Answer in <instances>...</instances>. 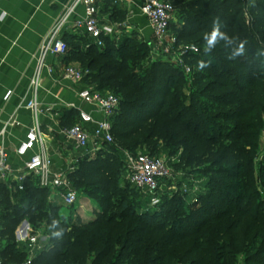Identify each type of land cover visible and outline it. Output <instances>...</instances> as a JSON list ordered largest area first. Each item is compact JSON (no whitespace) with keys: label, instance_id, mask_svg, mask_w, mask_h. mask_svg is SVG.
<instances>
[{"label":"trees","instance_id":"1","mask_svg":"<svg viewBox=\"0 0 264 264\" xmlns=\"http://www.w3.org/2000/svg\"><path fill=\"white\" fill-rule=\"evenodd\" d=\"M168 1L183 11L180 27L174 30L176 46L183 42L197 46L196 52L183 55L192 67L195 87L190 104L183 90L189 87L187 78L177 85L181 90L172 89L181 81L180 68L168 60L140 65L149 42H137L126 35L120 42L114 36H103L104 46L97 48L86 37L66 31L65 65L78 63L88 70L84 84L93 79L94 90L113 91L119 98L111 120L113 142L103 148L135 153L136 145L155 138L152 145L147 144L146 153L159 156L166 149L174 156L182 148L175 167L190 168L202 156L195 157L192 139L203 135L199 131L203 121L210 126L205 141L210 147H219L213 153L209 147L215 164L222 160L231 164L232 170L243 171L236 175V171L214 169L213 175L209 170L200 193L192 194V184L187 183L185 192L165 193L159 205L145 209L146 200L136 189L129 183L128 188L118 185L124 162H117V155L102 148L93 158L79 161L77 169L68 174L74 189H89L100 208L95 211L96 218L85 223L58 214L60 205L50 200L48 188L25 181L27 187L14 195L12 203L0 183V258L24 260L14 259L20 252L12 256L7 251L24 245L14 239L24 213L33 217L34 228L43 220L49 231L48 243L36 253L32 264H236L241 254H247L244 264H264V199L256 188L247 151L256 150L258 143L243 139L258 137V133L247 135L245 130L261 125L258 121L264 114V0H252L246 19L241 0ZM100 12H110L113 21L125 14L119 2L112 4V0H101ZM217 19L220 32L228 39L218 36L207 46L205 35L211 33ZM199 32L202 34L196 36ZM241 42L243 52L237 55ZM200 60L205 63L202 70L197 64ZM252 112L257 119L254 126L243 121ZM262 164L264 169V161ZM219 174L239 179L231 199L224 200L229 198L226 192L230 188ZM187 197L195 198L196 205L186 208L182 200ZM237 197L244 203H238ZM217 200L227 207L212 211ZM246 219V227L239 233L238 227Z\"/></svg>","mask_w":264,"mask_h":264},{"label":"built area","instance_id":"2","mask_svg":"<svg viewBox=\"0 0 264 264\" xmlns=\"http://www.w3.org/2000/svg\"><path fill=\"white\" fill-rule=\"evenodd\" d=\"M117 2L119 0H112V4ZM100 4L101 0H71L64 14L52 25L40 45L35 71L29 82L28 96L22 104L33 114L34 124L27 131L16 153L20 157H25L23 169L26 174L36 177L39 186L55 191L67 207L74 206L78 198L77 190L72 186L68 176L69 171H73L74 167H70L67 172L51 170V158L45 150L43 134L36 119L41 113L39 99L41 79L43 72L48 75L53 72L52 65L48 63L50 57H64L67 54L68 47L63 34L68 27L86 37L97 48L104 46L103 36H114L116 40L119 39L120 31L114 30L113 27L102 26L98 18ZM78 8L82 9V16L70 21ZM175 11L176 7L168 0H144L139 8L140 15L146 20L152 34V40L149 43L152 60H168L189 74L191 69L183 62V55L187 52H196L197 47L191 45L186 49H180L176 46V36L171 32ZM87 74L88 70L79 65H66L62 71V79L79 83ZM10 94L11 91H7L4 98L6 99ZM76 96L81 103L90 106L91 110L77 108L78 122L63 128L61 133L68 141H72L76 148L87 150L91 156H95L105 144L113 142L111 120L119 108V98L111 92H99L92 87L78 90ZM71 106L74 107V105ZM95 114L98 118H95ZM15 122L13 120L10 124ZM92 123L94 128L90 132L84 125ZM122 152L126 180L146 200L145 209L156 207L162 195L168 192L163 186L167 187L169 181L173 179L168 165L170 159L152 156L142 150L135 153L125 150ZM6 168L7 153L4 146L0 144V174ZM180 180V178L177 179L176 187L178 191L185 192L187 185ZM19 189L23 190L24 187L20 185ZM14 234L17 243H26L29 253L20 262L0 258V264H32L36 253L41 249L35 250L40 237L39 233L33 234L28 223H20Z\"/></svg>","mask_w":264,"mask_h":264},{"label":"crops","instance_id":"3","mask_svg":"<svg viewBox=\"0 0 264 264\" xmlns=\"http://www.w3.org/2000/svg\"><path fill=\"white\" fill-rule=\"evenodd\" d=\"M70 2L71 0H0V144L7 153V168L0 174V183L5 187L12 203L14 195L23 193L27 187L25 181L38 186L36 177L27 175L23 169L25 157L16 153L27 131L34 124L33 114L22 104L28 96L29 82L35 71L40 45ZM143 2L144 0H119L120 10L126 14L129 25L127 29H134L152 40L150 28L139 12ZM82 13V9L78 8L70 21L79 18ZM98 18L102 26H114L110 12H99ZM66 31L82 36L70 27ZM48 63L52 65L53 72L51 75L42 73L39 95L41 113L36 119L43 134L45 150L51 158V170L67 172L70 167L77 169L79 161L94 156L87 150L76 148L61 130L69 127L72 122H78L77 108L89 111L91 107L81 103L76 96V92L83 88V82L73 83L62 79V71L66 66L63 57H50ZM9 90L11 94L5 99ZM94 116L98 118V115ZM13 120L16 122L11 125ZM84 126L90 132L93 131V123ZM20 185L24 187L23 190L19 189ZM50 200L55 204L57 200L61 202L52 190Z\"/></svg>","mask_w":264,"mask_h":264},{"label":"rangeland","instance_id":"4","mask_svg":"<svg viewBox=\"0 0 264 264\" xmlns=\"http://www.w3.org/2000/svg\"><path fill=\"white\" fill-rule=\"evenodd\" d=\"M242 1V9H243V13H244V17L245 19L248 17V9L250 7V4L252 2V0H241ZM120 5V4H119ZM176 11H175V15H174V19L173 22L171 24V32L172 34H174V30L177 27H180V22H181V15L183 13L182 11V7L180 5H176ZM114 25V30L116 31H120V36H119V42L122 40L123 36H129L131 37L133 40L137 41V42H149L151 40L147 39L145 36L140 35L138 32H136L134 29H127L128 28V23L126 22V14L124 15H119L117 16V18L112 21ZM110 24V26H111ZM202 34V32H199L198 34H196V36H200ZM191 40L193 38H190ZM86 40V39H85ZM185 41H188V38L185 39ZM191 46V43L187 44V42H183L180 45H178V47L180 49H186V47ZM197 47V46H196ZM143 60H141L142 62H140V65H145L148 66L149 64H151L152 62V58H151V54H150V47L148 48V52L146 54L145 57L142 58ZM169 59V58H168ZM172 61V60H171ZM183 62L190 67V69H192L191 65L189 63H187L185 61V59H183ZM69 65H78V63H74L71 62ZM182 70V69H181ZM183 71V70H182ZM179 77V76H178ZM183 78H187L189 80V87L184 88V93L187 95L186 98V102L188 104H190L191 102V96L193 92H195V87L192 84V78H191V72L189 74H187L186 72L183 71V75L180 76L181 81L178 80L177 84H174L172 87L173 90H181V88H179V86L177 85H181L182 84V79ZM211 79V78H209ZM94 81L93 79L88 80L85 84H83V88H91L94 86ZM82 88V89H83ZM113 92V91H110ZM210 113V115L213 114V112H207ZM255 114L254 112H252L251 114H248L244 117L243 121H246L249 125H256L257 123V119L255 118ZM250 117V119H249ZM259 123L262 122V124H257L258 126L256 128H246V133L247 135H255V134H259L258 137H248V136H244L243 139H246V141H253L251 143H258L257 144V149L255 150V148H250L248 151V159L252 161V170L254 175L256 176V188L257 190L260 192V195L263 196L264 199V186L262 184H264V169L262 168V163L264 161V157H263V153H264V114L262 115V117L260 118V121H258ZM210 126L206 123L203 122L200 124L199 126V131L203 132V135L201 136V138H194L192 139V143L196 142V148L194 149L193 153L195 155V157H197L198 155H202L200 157L199 162H192L193 164H191L190 168H176L175 164L178 163L179 161V157L181 155V149L179 148V151L177 152L176 155L174 156H169L168 152L166 151V149H162L160 152L161 157L164 158H169V167L170 170L173 174V179L171 181H169V185L167 187L163 186L164 188H167V194H174V192L178 193V189H177V179H181L180 181H182V183L186 184L187 183H191L192 187H191V191L192 194L194 193H200L202 191V188H200L201 185H203L204 183V179L206 178V175H208L207 171L212 170V174L214 175L213 171L214 169H227V171L231 172V171H236V175L241 174V172L243 171L242 168H240V170H232V166L231 164L227 165L228 163L225 161H220L219 164H215L216 162L213 161L215 155H211L210 153V148L213 150L211 151L212 153L214 151L217 150V148L219 149V147H217V145H212L210 147V143L205 141L206 138V133L209 132ZM205 131V132H204ZM260 132V133H259ZM245 133V132H243ZM205 136V137H204ZM155 141V138H152L150 141H148L147 144L152 145ZM147 144H138L136 145V149L137 151L142 150L144 151L145 149H147ZM210 147V148H209ZM190 147H188L189 149ZM103 151H105V153L109 152V155H117V162H122L123 164V152L121 150H110L109 147H104ZM204 154V155H203ZM234 161V160H233ZM232 161V162H233ZM231 162V163H232ZM244 169V167H243ZM120 172L118 175V185L121 188H128L129 184L128 181L125 178V174L123 170V167H120ZM201 172V173H200ZM232 173V172H231ZM223 181V183H225L227 188H230V190L228 189L227 193V197L224 200L227 199H231V196H233V192L237 191L234 186L236 185V183H239V179L237 177H233V176H229L227 174L222 175L219 174V176ZM201 180V181H200ZM259 180H263L262 184L259 182ZM203 182V183H202ZM77 202L75 203L74 206L72 207H67L65 206L62 201L60 202V200H57V204L60 205V209L57 211L58 214H61L62 216H64L66 220L72 218L73 222H87L90 220H94L96 218L95 215V211L96 210H100V208L98 207L97 202L93 199V197L95 196L93 193L89 192V189L86 190L84 187L80 186L79 188H77ZM13 200L15 201L16 198L13 197ZM139 200V198L135 197V202H137ZM236 201L240 204L244 203V199L243 198H239L237 197ZM183 204L185 205L186 208H188L189 206H195L196 202H195V198H188L185 200L183 198L182 200ZM225 208L227 207L226 203L222 200H217L216 202L213 203V209L212 211H215L218 208ZM22 219L20 221V223H28L31 231L33 234H37L39 233L40 237H39V241L35 247V250H37L38 248H42L45 246L46 243H48L49 239H48V228L45 225V222L40 221L36 224V227L34 228L31 223V219H33V217L31 215H25L24 213L22 214ZM248 219L242 221L238 227V232H242V230H244V228L246 227V223H247ZM19 223V224H20ZM18 224V225H19ZM17 225V226H18ZM48 231V232H47ZM253 233V232H252ZM251 233V234H252ZM250 234V235H251ZM14 239L16 241V236L14 234ZM25 245V246H24ZM24 245H19L17 247L14 248V250H7L8 252H10V254H12L13 252L18 254L20 252V254L16 257H14V259L17 260H23L26 258V256L28 255V247L26 245V243H24ZM21 249V250H19ZM40 250V249H39ZM13 253V254H14ZM12 254V256H13ZM247 254H241L238 256L237 258V262L236 264H244V257Z\"/></svg>","mask_w":264,"mask_h":264},{"label":"clouds","instance_id":"5","mask_svg":"<svg viewBox=\"0 0 264 264\" xmlns=\"http://www.w3.org/2000/svg\"><path fill=\"white\" fill-rule=\"evenodd\" d=\"M220 27H221V25L219 23V20L218 19L215 20L213 22V28H212L211 33L205 35V38L207 41V46L212 45L218 36H220L224 39H228V37L224 33L220 32ZM243 46H244V43L241 42L240 46L236 52L237 55L243 52ZM206 50H207V47H206ZM197 64H198V69L202 70L205 67V63L202 60L198 61ZM56 235H59V233H56Z\"/></svg>","mask_w":264,"mask_h":264},{"label":"water","instance_id":"6","mask_svg":"<svg viewBox=\"0 0 264 264\" xmlns=\"http://www.w3.org/2000/svg\"><path fill=\"white\" fill-rule=\"evenodd\" d=\"M23 224H26V223H23Z\"/></svg>","mask_w":264,"mask_h":264}]
</instances>
